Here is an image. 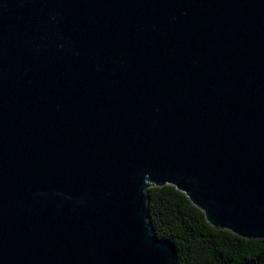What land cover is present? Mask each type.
Returning <instances> with one entry per match:
<instances>
[{
  "label": "water",
  "instance_id": "1",
  "mask_svg": "<svg viewBox=\"0 0 264 264\" xmlns=\"http://www.w3.org/2000/svg\"><path fill=\"white\" fill-rule=\"evenodd\" d=\"M165 184L264 239V0H0V264H177Z\"/></svg>",
  "mask_w": 264,
  "mask_h": 264
},
{
  "label": "trees",
  "instance_id": "2",
  "mask_svg": "<svg viewBox=\"0 0 264 264\" xmlns=\"http://www.w3.org/2000/svg\"><path fill=\"white\" fill-rule=\"evenodd\" d=\"M147 196L152 228L158 238L173 243L177 264H264V239L211 226L174 186H149Z\"/></svg>",
  "mask_w": 264,
  "mask_h": 264
}]
</instances>
